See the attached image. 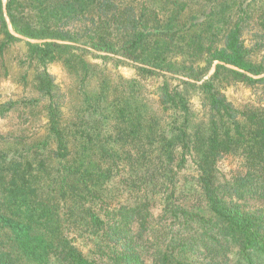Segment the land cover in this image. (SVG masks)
Segmentation results:
<instances>
[{"label":"trees","instance_id":"obj_1","mask_svg":"<svg viewBox=\"0 0 264 264\" xmlns=\"http://www.w3.org/2000/svg\"><path fill=\"white\" fill-rule=\"evenodd\" d=\"M249 31L264 40V0H0V77L24 43L39 98L23 105L43 103L47 121L42 136L0 134V264H264V107L223 92L264 90ZM57 62L75 83L70 118ZM128 64L138 77L109 69ZM149 76L166 78L157 108ZM17 104L0 102V118ZM224 156L244 161L232 181ZM117 180L140 196L120 202Z\"/></svg>","mask_w":264,"mask_h":264},{"label":"rangeland","instance_id":"obj_2","mask_svg":"<svg viewBox=\"0 0 264 264\" xmlns=\"http://www.w3.org/2000/svg\"><path fill=\"white\" fill-rule=\"evenodd\" d=\"M246 45L254 50L251 59L254 62H264V40L255 36L253 32L245 34ZM261 48H257L261 45ZM26 47L24 43L16 44L11 47L6 53V64L8 67L9 75L7 77H0V102H7L13 100L18 102L16 108L7 114L4 118H0V134L6 135L9 133L24 132L27 136L38 137L45 133L46 119L45 112L43 111V103L40 105L33 104L29 108H25L23 103L29 102V100H35L39 98L38 93L34 89V71L27 69L26 66L21 64V60L24 58ZM92 60V59H91ZM93 63L101 64L100 59H93ZM109 69L112 73H117L125 78L138 77L137 70L132 64L126 66H120L118 69H114L112 65H109ZM49 72L54 76L55 82L58 85L62 94H65L64 112L67 118H70L74 114V107L78 104L77 97L73 92L74 79L68 74L61 62L54 63L49 66ZM214 69L210 72L213 74ZM25 73L29 74L26 81H23ZM166 78L163 76H149L143 80L144 90L143 94L156 108L158 100L159 87ZM172 84H179L178 80H171ZM224 93L227 99L239 109L246 107H264V90L262 86H248L241 83H230L224 85ZM192 107L195 112L200 115L203 114V108L198 97H192ZM243 160L240 156H224L218 163V174L220 181H232L233 178L242 172ZM197 176V169L192 160L188 158V164L183 171L180 172V189L187 190L190 188L187 184H193ZM114 189H118L120 193L124 195L120 198V202L127 200L133 201L138 194L128 195L127 192H122L121 185H118V180L113 184ZM188 197L186 201L191 200L190 195L184 193ZM138 198V197H137ZM185 199V198H184ZM253 204L255 202H252ZM160 213V209L154 210V216L157 217ZM81 243V242H80ZM82 244V243H81ZM80 244V246H82ZM146 242L141 241V245L147 248Z\"/></svg>","mask_w":264,"mask_h":264}]
</instances>
